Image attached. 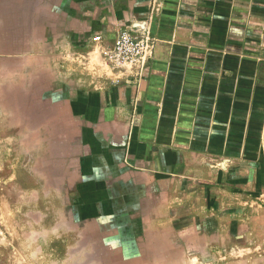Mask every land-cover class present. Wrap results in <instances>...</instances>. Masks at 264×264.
Returning a JSON list of instances; mask_svg holds the SVG:
<instances>
[{"label":"crops","instance_id":"crops-1","mask_svg":"<svg viewBox=\"0 0 264 264\" xmlns=\"http://www.w3.org/2000/svg\"><path fill=\"white\" fill-rule=\"evenodd\" d=\"M212 15L218 16L214 23ZM135 25L147 29L156 41L148 64L155 68H148L144 78L158 79L182 50L213 43L212 29L217 39L234 41L244 52L255 47L258 51L264 46V0H0V58L32 65L25 76L30 82L18 84L19 91L57 111H80L85 115L82 126L94 127V134L87 132L82 138L80 129H70L78 134L75 146L68 131L53 134L52 140L62 144L53 150L57 164H50L49 172L60 179L86 175L78 187L81 217L90 224L116 223L119 228L110 225L106 236L137 244L139 253L153 239L170 237L172 246L187 255L182 264H194L195 255L209 252L226 264L228 251L236 254L235 264H264V146L255 126L264 110V62L249 70L251 85L245 91L221 82L222 74L210 80V73L186 70V78L201 82L186 86V105L192 113L181 115L178 121L185 122L170 133L169 147L151 148L142 143L148 135L130 133L128 125L105 107L116 95L127 103L131 94L138 100L150 95L146 88L132 92L111 86L115 78L124 77L125 68L110 58L111 40L121 28ZM96 35L101 42L92 41ZM146 61V56L138 60L134 74ZM237 74L236 79L241 78ZM152 121L147 120L150 125ZM63 122L62 116L51 117L48 125L64 127ZM138 205L151 207L138 214L143 218L141 229L134 220ZM98 207H105V212ZM145 212L154 214L157 222L169 219L183 229L149 231Z\"/></svg>","mask_w":264,"mask_h":264},{"label":"rangeland","instance_id":"rangeland-1","mask_svg":"<svg viewBox=\"0 0 264 264\" xmlns=\"http://www.w3.org/2000/svg\"><path fill=\"white\" fill-rule=\"evenodd\" d=\"M217 17L212 15V23ZM141 28L140 32L150 40V47L141 57L146 56L148 59L141 66L143 72H135L136 74L133 72L139 63L138 60L132 64H117L113 61L116 65L125 68L124 77L120 75V78H115L111 86H125L132 92L146 88L145 91L150 90V95L147 100L143 98L138 100L135 93L133 96L126 95L124 98L127 99L129 96V103L127 100L119 101L120 97L116 95L115 101L111 104L107 103L105 107L111 109L112 113L109 115L118 117L120 122L128 125L130 133L148 135L142 143L151 148L169 147L170 133L176 129L177 123L185 122L178 121L179 118L182 114L191 111L186 105L189 93L186 86L188 83L197 86L201 82L199 79L186 78V70H193L199 74H202V71L210 73L212 75L210 80H217L218 74L219 76L222 74L221 82L227 81V84L233 87L237 85L245 91V88L251 85L249 70L252 66L255 70L254 64L257 62L259 64L264 62V46H258V51L255 47L244 52L246 50H242V46L234 41L217 39L214 35L216 29H212L210 37L213 35V38L211 37L213 43L182 50L184 52H180L183 54L179 59L167 62L164 76L159 75L158 79L144 78L148 68L151 71L155 68L148 64L153 57L156 41L147 29ZM240 55L248 58L240 59ZM230 58L232 61H229ZM31 68L29 61L0 58V264L186 263L187 255L182 253V248L172 246L170 237L153 239V243L148 248H144L143 253H139L137 244L132 246L125 244L123 239L106 236L110 225L114 230L119 228L116 223L106 224L104 221H97L90 224L81 217L80 206L82 207L83 200L80 199L81 190L79 192L78 187L86 175L73 173L63 175V179H60L58 174L49 172L52 170L50 164H57V159L52 156L53 150L62 144L53 141L52 135H60L64 130L65 133L68 131L72 138L70 143L75 146L79 144L78 138L76 139L78 134L72 135L70 129L72 131L80 129L79 134L82 138L87 132L94 134V127L82 126L80 121H85V115L80 111L77 114L74 110L57 111L53 106L49 108L48 104L36 101L34 95L19 91L18 84L25 85L26 82H30L25 76ZM236 74L241 78L236 79ZM225 78L229 79L225 80ZM14 88L18 90L13 92ZM242 98L247 99V95H243ZM90 112L88 115L95 117L96 113ZM260 115L259 125L255 126H259L257 139L264 146V110ZM61 116L63 124L67 125L64 127L48 125L51 117L61 118ZM243 117L245 121L248 120L245 112ZM72 118L79 125H72L73 121L68 120ZM252 118L254 116L250 117L251 120ZM149 119L154 123L148 124ZM102 126L111 130L116 128L113 125ZM151 130L153 137L149 136ZM246 130L248 129H244ZM117 131L118 129H115V132ZM97 132L101 133V131ZM169 136L170 138H165ZM240 144L243 145L242 142ZM247 145L248 143H244V148ZM162 155L165 160V153ZM167 165H170L169 159ZM102 208L105 207H98L100 213L105 212ZM150 208L145 205L140 208L138 205L135 209L137 214L134 218L137 220L135 226L139 229L143 226V218L138 214ZM143 215L147 218L146 226L149 231L183 229L180 224L173 223L169 219H164L160 223L154 220V214L145 212ZM92 225L97 227L94 228ZM117 250L118 252L114 253ZM236 258L234 252L228 251L226 262L224 259L221 260L226 264H235ZM203 260L207 264H219L218 256L214 253L194 256V264H202Z\"/></svg>","mask_w":264,"mask_h":264},{"label":"built area","instance_id":"built-area-1","mask_svg":"<svg viewBox=\"0 0 264 264\" xmlns=\"http://www.w3.org/2000/svg\"><path fill=\"white\" fill-rule=\"evenodd\" d=\"M140 26L121 28L112 38L110 58L117 64L134 63L139 60L150 47V40L141 33ZM102 37H92L93 42H101ZM264 128V122H263Z\"/></svg>","mask_w":264,"mask_h":264}]
</instances>
